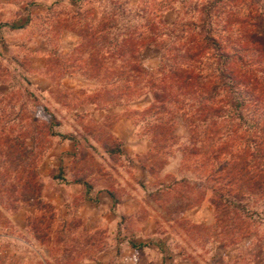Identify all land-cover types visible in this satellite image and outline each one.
Instances as JSON below:
<instances>
[{"label":"rangeland","instance_id":"obj_1","mask_svg":"<svg viewBox=\"0 0 264 264\" xmlns=\"http://www.w3.org/2000/svg\"><path fill=\"white\" fill-rule=\"evenodd\" d=\"M118 1L126 2L129 9L147 4V11L157 10L160 17L174 23L181 17L191 20L193 9L201 11V3L207 0ZM76 4H59L55 14H62L56 23L59 28L45 31L37 24L30 30L0 34L1 53H9L14 60L0 56V264H72L73 260L78 264H264V214L247 219L232 206L222 212L216 208L211 189L197 179V167L185 164L182 149L190 137L186 123L175 126L179 137L175 141L154 144L152 137L158 131L143 121L150 96L128 106L95 101V94L104 89L89 63L102 44L84 47L75 61V56L69 58L81 46L83 34L95 32L86 27L92 26L93 7L101 16L116 4L114 0H84L83 16L90 20L81 24L72 19ZM233 4L231 0L216 3V26H224L229 15L235 14L238 8ZM258 7L264 12V0ZM12 11L9 15H23ZM119 19L116 27L111 24L108 37L132 24L130 17ZM200 28L206 33L209 26ZM20 41V48L12 46ZM44 42L46 47L41 46ZM28 46L33 50L27 52ZM101 55L108 54L101 51ZM160 58V50L143 51L148 68L157 67ZM66 59L70 62L64 66ZM111 60L122 62L117 57ZM68 68L71 72H65ZM46 106L60 121L53 128L57 135L46 128L51 120ZM30 172L41 174L37 189L55 209L51 240L36 236L30 228V214L42 215L32 206L31 196H24L18 212L25 211L17 217V211L8 209L11 181L17 173ZM61 173L62 178H54ZM79 178L95 189L114 191L116 202L108 198L87 201L73 185ZM226 219L229 231L224 228ZM239 227H246L251 236L235 246ZM132 241L145 245L136 248Z\"/></svg>","mask_w":264,"mask_h":264},{"label":"trees","instance_id":"obj_2","mask_svg":"<svg viewBox=\"0 0 264 264\" xmlns=\"http://www.w3.org/2000/svg\"><path fill=\"white\" fill-rule=\"evenodd\" d=\"M72 1L78 4L72 19H78L79 24L89 22V17L83 16L84 0ZM223 1L207 0L201 3L202 12L193 9L191 20L181 17L174 23L160 17L157 10L147 11V4L129 9L126 2L114 0L115 8L101 16L93 7L92 26L86 27L95 32L83 34L81 46L74 49L69 59L75 56V61L76 54L84 47L101 43L97 55L95 51L91 54L89 63L97 71L95 78L104 89L95 94V101L105 106L110 102L128 106L150 96L144 114L150 117L144 116L143 121L158 131L152 143L175 141L179 138L175 126L186 123L190 137L182 149L185 164L197 167V179L201 186L206 183L211 189L216 208L222 212L232 206L236 213L243 211L247 219H253L252 215L261 218L264 214V12L257 8L262 0H231L238 9L220 27L214 22L213 10L216 3ZM121 16L130 17L128 22L132 24L124 32L108 37L111 24L116 23V27ZM204 25L209 26L206 33L200 28ZM146 48L160 50L157 67L148 68L144 64ZM101 51L108 55L99 56ZM119 56L121 63L111 60L120 59ZM69 59L64 61V66L69 64ZM101 70L105 72L101 74ZM65 72H71L70 68ZM35 100L39 99L35 97ZM45 109L51 113L47 106ZM50 116L46 128L51 135H57L53 128L60 121L53 113ZM127 116L132 118V114ZM80 143L76 145L78 149ZM38 176H41L38 172L16 174L17 179L9 187L8 209L18 210L24 196H31L32 206L42 211V215L30 214V228L36 236H49L51 240L55 209L42 199L37 189ZM61 176L62 173L54 178ZM77 182H83L87 194L91 193L93 185L89 181L79 178ZM110 192L116 197L114 191ZM47 207L51 210L48 214ZM225 224V230L229 231L227 219ZM236 234L235 246L251 236L246 227H239ZM135 246L140 248L144 244Z\"/></svg>","mask_w":264,"mask_h":264},{"label":"crops","instance_id":"obj_3","mask_svg":"<svg viewBox=\"0 0 264 264\" xmlns=\"http://www.w3.org/2000/svg\"><path fill=\"white\" fill-rule=\"evenodd\" d=\"M62 1L76 4V2H74L72 0H17L16 2L13 0H0V34L3 32L11 34V33H13V31L20 30V29L21 30H30V29L35 28L34 26H36L37 24H38L39 28L42 26L43 27L42 30H45V31L49 27L52 28L51 30H53L55 28H59V24L56 26V23L60 22L59 18L62 14H60L58 17H55V14L57 13L59 4ZM9 9H13L12 12H15V13H17L20 10V11H22L23 15L21 17H19L16 14H14V15L10 14L9 15ZM75 11L76 10L74 9L72 15L74 14ZM12 19H13V21H12ZM67 22H68L67 24H69V21H67ZM21 45H22V41H20L19 43H16V44L15 43L12 44V46H15L16 48H20ZM46 45L47 44L44 42V44L42 43L41 46L46 47ZM27 48H28L27 52L33 50L30 46H28ZM0 56H6L11 61L13 60L11 58V56L9 55V53L3 54L0 51ZM21 56H23V55H21ZM50 57H51V55H50ZM49 60H50V58H49ZM120 121H124V117H122L120 119ZM78 143H79V141L76 142V144H78ZM73 185L76 186L75 187L76 189L81 191V194L85 195L84 199H86L89 202L98 203V202H100V200L102 198H108L111 201L114 200V202H116V197H113L111 195L110 190H108V189H102V188L101 189H95V187H94V188H92L91 193L87 194V188H86L85 184H83V182H77V180H75L73 182ZM102 193H104V194L101 196ZM21 209H23V208H21ZM21 209L19 210L20 212H18V210H16L17 211L16 217L19 213H21V212L23 213V211H25V210H21ZM130 243L133 245V247H136V248H138V247L135 245H141L142 244V243H136L133 241ZM78 262H74L72 264H78Z\"/></svg>","mask_w":264,"mask_h":264}]
</instances>
